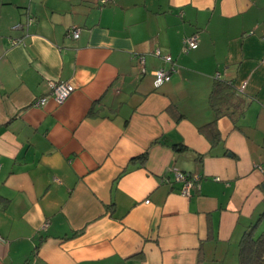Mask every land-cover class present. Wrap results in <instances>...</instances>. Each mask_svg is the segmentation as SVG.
<instances>
[{
    "label": "crops",
    "instance_id": "0c3cea01",
    "mask_svg": "<svg viewBox=\"0 0 264 264\" xmlns=\"http://www.w3.org/2000/svg\"><path fill=\"white\" fill-rule=\"evenodd\" d=\"M49 80L75 89L34 106ZM262 183L264 0H0V264H237Z\"/></svg>",
    "mask_w": 264,
    "mask_h": 264
},
{
    "label": "trees",
    "instance_id": "16d2710c",
    "mask_svg": "<svg viewBox=\"0 0 264 264\" xmlns=\"http://www.w3.org/2000/svg\"><path fill=\"white\" fill-rule=\"evenodd\" d=\"M209 103L214 110L215 118L221 114L238 118L243 114L245 107V100L234 84L219 78H216L210 91ZM214 122L215 120L206 125L211 128L207 136L212 142L218 139V131L213 128ZM176 148L184 149L185 146L180 145ZM141 157L146 158V153ZM237 264H264V208L244 229L239 239Z\"/></svg>",
    "mask_w": 264,
    "mask_h": 264
},
{
    "label": "built area",
    "instance_id": "2783aa9c",
    "mask_svg": "<svg viewBox=\"0 0 264 264\" xmlns=\"http://www.w3.org/2000/svg\"><path fill=\"white\" fill-rule=\"evenodd\" d=\"M100 7L105 6L114 2V0H97ZM32 21V18L27 17L26 24L23 25L21 23L14 24V28H22L23 26L28 25ZM67 35L72 38H77L79 36V28L75 25H71L67 29ZM12 43L21 42L18 38L10 39ZM198 45V37L197 34H192L190 36H186L183 38V47L182 50L187 52L190 49L196 48ZM156 55L161 56L166 62L174 63L173 58L171 55L168 54H161L159 49H156L154 52ZM217 74V73H216ZM218 78L219 74L216 75ZM170 79V71L166 69H159L154 71V83L156 86L161 85L164 81ZM49 92L47 95L40 96L36 98L33 102L34 106H44L49 97H51L57 104H62L69 95L74 91L75 85L62 81V80H49L47 82ZM244 85H242L243 87ZM175 179L182 182V186L180 188V192L182 195L188 196L190 194V188L193 185V178L187 172L174 170ZM45 225L42 226L44 228Z\"/></svg>",
    "mask_w": 264,
    "mask_h": 264
},
{
    "label": "water",
    "instance_id": "95a60500",
    "mask_svg": "<svg viewBox=\"0 0 264 264\" xmlns=\"http://www.w3.org/2000/svg\"><path fill=\"white\" fill-rule=\"evenodd\" d=\"M262 189H264V183H262Z\"/></svg>",
    "mask_w": 264,
    "mask_h": 264
}]
</instances>
